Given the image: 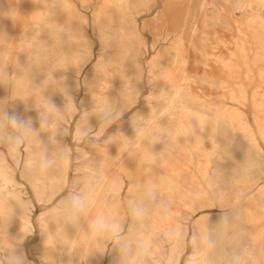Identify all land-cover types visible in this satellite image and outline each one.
<instances>
[{"label":"rangeland","instance_id":"374dc122","mask_svg":"<svg viewBox=\"0 0 264 264\" xmlns=\"http://www.w3.org/2000/svg\"><path fill=\"white\" fill-rule=\"evenodd\" d=\"M201 1L202 0L200 1L199 0H188L187 3L189 6L190 14L191 15L195 13L200 14L202 16L201 20H203L202 23L205 24L203 25V31H204L203 40H202L203 54L201 53L202 52L201 51L198 54L197 59H196L195 50L191 46L187 47L186 49L188 48L189 49L185 51L186 53L188 52L187 55L190 58L188 59L187 64L185 63L182 65L181 63H178L175 60L173 62L174 58L172 56V53H166V55L160 59L158 66L152 72L150 71L149 62L151 61L152 57L155 55V53L158 50L168 49L173 44L174 38L180 31V28H181L180 23L186 17V11L185 9H182L179 11L175 10L170 13L169 19L171 18V15H172V20L175 22V24L173 22V25H171L173 27H170L171 29L170 35L167 39H165L164 37L167 32L168 24L163 22L164 20L163 18L165 16L163 12L162 0H146V5H144V7H137V8L132 9L134 20L136 19L135 22H136V26L139 32V36L141 40L144 41L145 43V49L143 47V49L138 54L139 63L141 65L140 76H141L142 84L140 87H138L137 101L131 107L126 109L122 113L120 119L116 120L103 133V135L99 137V141L101 144H103L106 138L110 135V133L113 132L114 129H116V127H121V125L124 122L129 121L134 115L139 114V111L143 109L142 106L146 102L150 101L152 105L156 106L158 99H160L158 95L160 92L159 90L160 83H164V82L168 83V81H176V80L177 81L182 80L181 82H183V79L180 80L181 78L180 69H182V67L186 68V74L188 75V78L186 80L184 79V83L188 85L189 91L193 94V96H196L197 101L195 100V102H191V103L188 102L187 104L183 106L184 108L179 107L178 112H175L172 114L173 117L175 116L174 117L175 119L172 117L171 118L172 120L169 121L168 123L163 120L159 122L160 127L165 131V133L169 137L166 139V143H164L160 141L159 139L160 131H155L153 137H154V140L157 141L158 148L156 149L153 148L151 152L150 151L146 152L143 158L140 159L139 162L137 161L136 167H135V173L138 179H141V180L152 179V180L158 181V177H160L159 181H161V178L162 180H169V178L171 177L173 178V180H178V178L175 177L176 171H178L181 167H184V168L190 167L192 170H194L195 166L199 162V165H201V167H204V170H205L204 172L205 178L200 177L199 183L201 185V188L204 189L206 193H197L198 196L194 192L193 193H183L182 194V196L184 197L183 201L170 205L169 211L171 210L173 212L174 210L172 217L174 219L173 222L175 223H173L172 226L176 227L184 235V237H188L191 234L192 230L196 228L197 226H199V224L200 225L207 224L211 226L213 229H216L215 226L217 227V229L224 227L221 221L219 220V218L223 215H227L229 218V224L227 225L226 228L224 227L223 229H221L222 231L221 238L223 242L227 243L228 245H231L236 242V238L239 237L240 234L243 232L244 233V236L242 237V239L244 238L243 242L246 244H249L251 247H253L256 250L257 260L255 264H264L263 263L264 262V247H263L264 246L263 244L264 243V234H263L264 233V228H263L264 227V218H263L264 217V207H263L264 205L262 202L264 200V167H263L264 161L262 162L255 161L256 167L254 166L251 169V171H248L244 167L243 161L241 160V157H240L241 156L240 153H242L243 150H246L249 153V154L247 153L248 158L254 160L255 157L257 158V155L260 154L264 160V140H263L264 139L263 138L264 137L263 135L264 134V130H263L264 129L263 128L264 127V106H263L264 105V98H263L264 97L263 95L264 94L263 92L264 90V36H263L264 35L263 33L264 32V0H249L250 6L245 7V8L237 7L236 3L238 0H208L209 5L207 7V10L211 9L218 13L217 18H215L214 20H212L211 18L204 17L206 15L205 13L198 12V9L200 6L199 4ZM170 3L172 4L173 7H176V8H180V6L182 5V3L179 0H171ZM107 4H108L107 0H0V14H1L0 15V18H1L0 38L2 37L1 39H3L0 41V47L2 48V49L0 48L1 50L0 52V73H1L0 75V107H2L4 110H7L9 113H13L12 109L20 106L17 108L18 110L21 111L19 112V114L23 117L25 116L24 108L26 107V104H27L26 100H28V94L26 91V86L28 83H26L27 81H24L25 79L20 74V72L19 73L17 72L16 74L15 65H13V64H16V60L20 55L18 51L20 52L22 51V56L25 61L24 65L28 64L26 65V67H28L27 69H29V71H37L38 73L39 72L47 73V72H51L52 67L50 63L49 64L48 63H42V64L38 63V60H40L39 58L40 51L44 49L45 51L47 50L49 52H52L51 48L52 49L54 48L55 50H60V51L62 50L66 51L69 49V46L67 44V39L70 36H69V33L65 29L63 30L61 29L62 27L61 28L57 27L56 28L57 38L55 37L56 43L53 42L54 44L52 43L49 44V40H51L49 31L53 30L52 28L53 26L51 25L50 26L44 25L40 27L31 26L29 24L31 20L33 18L40 17L41 15H43L44 18H46L48 22H51V24L52 22H54L55 25H58L57 21L55 20H59L60 25L66 26L67 22L65 20V17H69L71 21L70 24H73L80 29V31L84 34L82 35V37L84 36L82 39L88 40L90 42L91 49L93 51V54L84 63L82 61V57L85 55V48L83 47V44H78L79 45L78 48H80V51L77 50V57L74 59L72 63L68 64L63 69V71L71 77L70 85L72 86V89L75 90V94H76L75 104L77 108L79 109V112L82 114L85 111V108L82 106L83 99L88 98V95L91 92L92 88L99 81V76L94 72L93 66L95 62L97 61L99 50L102 47L100 46L102 44L100 40V34L104 31V29L102 28L103 26L101 22L102 19L95 20V14L97 11L101 9L105 11L108 10ZM39 5L42 7H40ZM53 5H56L57 9L56 8L53 9L52 8ZM43 7L45 8L48 7V9L50 8V12L48 14L43 13L44 12ZM63 9H66V11H64ZM209 10L207 11V13L210 12ZM9 13L11 14L9 15ZM52 13H56V14L52 15ZM156 13L157 15H155ZM51 16L52 18H50ZM157 16L159 18H157ZM161 16H162V19H160ZM13 20L15 21V24L13 23ZM2 21H4L5 23L3 22L4 23L3 24ZM145 23H147V27L144 28ZM2 25H4V28L2 27ZM42 27H44V29ZM156 27H158V29ZM157 35L159 36L158 40H156ZM204 36L208 37V39ZM21 39H24V40H21ZM3 41L9 47L5 45ZM23 42L26 44H24ZM154 42H155V45L153 46ZM106 52H109V50L107 49ZM201 54L204 57L201 56ZM16 56L17 58H15ZM201 57H203L204 59ZM222 60L223 62H221ZM225 60H228L229 62L226 61L227 64L226 63L224 64ZM31 61L33 62L32 64H31ZM224 65L225 66L227 65L228 67H225ZM69 67H71V69ZM157 71L159 72L157 73ZM178 71L179 73H177ZM166 72H169L170 76L169 78L164 79L163 75ZM188 79L191 81L187 82ZM162 80L163 82H161ZM4 91L5 93H3ZM22 95L24 96V98ZM25 96H27V98ZM22 103L25 106L22 105ZM212 107H213L214 112H212L213 110H211ZM221 108H226V109H230V110H234L238 112L236 113V116L234 117L236 122L232 124L233 122L232 117H230L228 114H223L220 111ZM260 110L262 111L260 112ZM194 111L197 112V114ZM203 111L207 113L204 114ZM215 111L218 113H216ZM255 112L257 113V115ZM258 114H260V116ZM204 115L207 117H209L210 115L211 117L209 118L210 120L207 117H204ZM212 115L214 118L212 117ZM194 116L199 117V119L202 120V122L205 123L206 125L217 128V131H219L220 133L228 134L231 137L230 144L233 146V148L235 149V152H237L236 155L238 154V156L235 157V155H233V158L235 157L234 159L232 157L231 159H228V160L224 159L223 157L224 155L222 154L223 153L222 145L219 144L215 138H214L215 142L213 141V143H211L213 139L212 140L209 139L211 137L204 133L200 136L202 137V139L200 137L198 139L200 146L199 144L197 146L196 140L194 141L193 139L194 137L190 134L189 131L184 132V134L186 135H184V141H183L184 146L182 145V147L183 148L185 147V149L188 147L187 148L188 150L194 151L193 160L191 162L187 160L188 154H186V156L179 155L176 152V148H173L175 146L174 145H172L173 147L171 146V144L174 143L175 141L174 140L171 141L170 139V136L175 137V134L177 135L178 133L179 124L177 123V117H185V118L190 119ZM219 118L222 119L224 122L221 121ZM261 118H262V121H261ZM78 119H79V115H77L75 119H70V122L68 124V133L66 135V138H67L68 143L70 144L71 153H72V162H71L70 169H69L67 184H65V186L50 200H36L35 199L29 183L27 182L25 178H22V175H21L24 163H21V161H19L16 164L13 158H10V154L8 153L6 147L3 144H0V150L2 151L4 157L5 158L7 157L9 159L7 161L14 165V176L18 180L23 181L28 191V195L31 197L34 203V207L32 211V221L34 225L33 231L25 237L22 243L23 247L25 248L27 252L28 258L32 260L34 264H42V259L39 257L40 256L39 251L34 249V246L37 243L38 238L40 237V233H41L39 214L43 211L50 210L53 207H55L59 203V201L63 198V196L66 194L67 191L79 189V188L81 189L80 186L86 181V175L84 174L83 166L86 164L97 163V160H98L97 155L92 151V147L88 146L86 142L81 143L75 138L74 126ZM218 120H220L223 123H221ZM166 124H169V125H166ZM223 124L226 125L225 126L226 128L223 126ZM97 126L93 128L94 132H98ZM227 126L230 129L232 128L231 132ZM123 128H124L123 132L127 133L129 129L127 127H123ZM236 130L237 131L241 130V131L238 133ZM259 133H261V137ZM158 141H160L161 143ZM188 141L189 142L191 141V142L189 143ZM210 143L212 145H210ZM170 147L173 149V151ZM165 148L167 149V151ZM194 148L195 150L197 149L196 152ZM84 149L90 150L87 156H84L81 154V151ZM23 150H22V157L24 160L25 151ZM162 151L164 152L166 151L167 153L165 152L166 153L165 154L163 152L164 153L163 154ZM199 151L201 152V154H199L200 153ZM251 152H252V155L254 154L255 157L251 155ZM197 153L200 156L197 155ZM204 155L207 157H205ZM155 156L157 157V159L161 156V158L158 159L159 162ZM139 157H141L140 154L137 156V158ZM154 157L157 161L153 159ZM219 157L220 159H218ZM236 158L238 160H236ZM219 161L220 163H218ZM231 162L232 163L234 162L235 164L231 165L232 164ZM206 164L208 166H206ZM149 165L151 167H154L155 165V167L153 169H148ZM150 166L149 168H151ZM223 169L224 171H222ZM234 169L237 171L236 172L237 174L235 172L233 174ZM159 172L160 173L162 172V174H160ZM119 173H120L119 174L120 177L123 180V186L121 188L120 195H119L120 203H121L120 207H121V212L123 213L124 218L126 220V229H127L132 224V221L129 217L128 209H127L128 208L127 204H129V201H130V199L128 198V193H127L129 178L126 175V173L122 171H120ZM141 173L144 175H142ZM157 174H158V177H157ZM82 177L84 180L82 179ZM80 178L82 181L78 180ZM251 185H253V187ZM217 190L218 191L220 190V191L218 192ZM236 190L238 191V193H236L237 192ZM178 192L179 190L177 191V195L180 194ZM254 193L256 195L258 194L257 196L259 197L254 195ZM190 195L192 196L190 197ZM251 196H253V207L255 206V204H258L259 201L261 200L262 204L261 203L260 204H261V207L263 208H260V209L263 211L257 210V209H254V210L250 209L251 200L250 198H247V197H251ZM216 198L217 199L219 198V199L216 200ZM195 199L197 200V202ZM246 199H248L247 202H245ZM223 203L225 204L223 205ZM242 204H246L247 206L242 205ZM192 205H195V206H192ZM248 205L250 206V208ZM184 214H186L188 218ZM248 214H251L252 216ZM158 215L159 214L154 213L153 215H151V217H149L148 220L145 221L143 225L138 226V231H140L139 229H141V231L143 230V232L141 231L140 232L142 234L143 233L146 234L145 236H147V234L150 232V234H148L149 236L147 237L152 239L153 242H155V245H157L156 246L157 251L154 257L155 260L153 259V261L150 262V264H155V261L158 260L162 255H165L172 247V244L165 238V232H164L165 228L162 227L160 224H157L159 221L157 219V217L159 218ZM255 217L257 219H255ZM162 219L163 218L161 217V220ZM180 219H182L183 221ZM150 220H151V223H150ZM244 220H246V222ZM261 220L263 221L262 224L259 226H255L256 223L260 224ZM152 222L154 224H152ZM177 223L179 225H177ZM158 226H160L161 228L160 227L158 228ZM181 228H184V229L180 230ZM151 229L152 230L154 229V230L152 231ZM155 230H156V233H155ZM253 236H254V239H252ZM7 238H10V237L7 236ZM249 242L253 243V245H251ZM190 244H191L190 240H185L184 242L182 241V246L188 247L189 250H190ZM111 254L112 253L107 249L100 256L101 264H108L113 259L115 260L117 256L113 254L111 255Z\"/></svg>","mask_w":264,"mask_h":264},{"label":"bare ground","instance_id":"6f19581e","mask_svg":"<svg viewBox=\"0 0 264 264\" xmlns=\"http://www.w3.org/2000/svg\"><path fill=\"white\" fill-rule=\"evenodd\" d=\"M179 1L182 3V5L180 6V8H176V7H173L172 4L170 3L171 0H162V2H163V12H164V16H165L163 18L164 19L163 22L168 24L166 35L164 34L165 35V37H164L165 39H167L169 37L170 31H171L170 27H173L171 25H173V22H174L172 20V15H171V18L169 19L170 13L175 11V10L179 11V10L185 9L186 17L180 23L181 28H180V31L178 32V34L176 35V37L174 38L173 44L168 49L158 50L155 53V55L152 57L151 61L149 62V66H150V71L151 72L154 71V69L158 66L160 59L163 56H165L166 53H172V56L174 58L173 62L175 60L176 62L181 63L183 65L185 63L187 64V61L190 58L187 55L188 52L186 53V51H185V50L189 49V48L186 49L187 47L191 46L195 50V58L196 59H197L198 54L202 51V45H203L202 44L203 43L202 40H203V32H204L203 31V25H205V24L202 23L203 22V20H201L202 16L200 14H198V13H195V14H192V15L190 14L189 6H188V3H187L188 0H179ZM249 2H250L249 0H238L236 5H237L238 8H242V7L245 8V7L250 6ZM107 3H108L107 4L108 10L105 11V10L101 9V10L97 11L96 14H95V20H101L102 19L101 20L102 25H103L102 28L104 29V31L100 34V40L102 42V44L100 46H102V47L99 50L97 61L95 62L94 66H93L94 72L99 76V81L92 88L91 92L88 95V98L83 99L82 106L85 108V110H87L88 112H91L92 108L98 102L97 98H99V97H101L103 95V97L109 103H111L115 109L122 110V113H123L126 109L131 107L137 101V94H135V92L137 93L138 87H140L141 84H142V82H141L142 80H141V76H140L141 65L139 63L138 54L143 49V47L145 49V43H144V41L141 40V38L139 36V32H138V29H137V26H136V22H135L136 19L134 20L132 9L133 8H137V7H144V5H146V0H107ZM199 5L200 6H199V9H198V12L205 13L206 14L205 16L202 14L204 17L211 18L212 20L217 18V15H218L217 12H215V11H213L211 9L210 10L208 9L210 12L207 13V11H208L207 7L209 5L208 4V0H202ZM40 7H42V6H40ZM52 8L55 9L56 5H53ZM63 10L66 11V9H63ZM43 11H44L43 13H47L48 14L50 12V8L48 9V7H46V8L43 7ZM8 12H10V11H8ZM11 13H9V15ZM47 14H45V15H47ZM54 14H56V13H52V15H54ZM136 14H138V13H136ZM259 14H260V12H259ZM155 15H157V13ZM30 16H32V15H30ZM50 18H52V16ZM157 18H159V17L157 16ZM252 18H254V17H252ZM31 19H32V17H31ZM160 19H162V16L160 17ZM0 20H1V18H0ZM65 20L67 22L66 26L60 25L59 20H55V21H57L58 25H55L54 22H52V24H51V22H48L46 20V18H44L43 15H41L40 17L33 18L31 20V22L29 20V22H30L29 24L31 26H37V27L44 26V25L53 26L52 27L53 30L49 31L50 39H51V40H49V44H51V43L54 44L53 42H55V40L57 38V29H56L57 27H59V28L62 27L61 29H63V30L65 29L69 33L70 37L67 39V44L69 46L68 50L60 51V50H55L54 48L53 49L51 48L52 52H49L47 50L45 51L44 49H42L40 51V53H39L40 60H38V63L39 64H42V63H48L49 64L50 63L51 67H52L51 72H47V73H42L41 72L42 73L41 74L40 72L38 73L37 71H29V69H27L28 67H26V65H28V64L24 65L25 61H24V58L22 56V51L21 52L18 51L20 55H19L18 58H17V56L15 57V58H17V60L15 59L16 60V64H13V65H15L16 74H17V72L18 73L20 72V74L25 79L24 81H27L26 83H28L27 86H26V91H27V94H28V100H26L27 104H26V107L24 108L25 109L24 110V114H25L24 117L26 119L27 118H31L32 121H33V126L35 128H37V129L39 128L38 110H39L42 102L45 99L50 98L52 103L55 104L58 108H60V109L64 108V105H65V103L67 101H66V98L64 97L63 93L60 91V87L63 84L68 88L69 94L73 97V101L75 103L76 94H75V90L72 89V86L70 85V78L71 77L67 73H65L63 71V69L68 64L72 63L74 61V59L77 57V50L80 51V48H78L79 47L78 44H83V47L85 48V55L82 57V61L84 63L93 54L90 42L88 40L82 39L84 37V36L82 37V35H84V34L80 31V29L77 26H75L73 24H70L71 21H70L69 17H65ZM3 22L4 21H2V23ZM6 22H7V20H6ZM13 23L15 24L14 20H13ZM11 24H12V22H11ZM174 24H175V22H174ZM2 27L4 28V25H2ZM145 27H147V23L144 24V28ZM0 28H1V26H0ZM42 28L44 29V27H42ZM156 28L158 29V27H156ZM157 31H159V30H157ZM204 37H206V36H204ZM1 38H0V41L3 40ZM206 38L208 39V37H206ZM27 39H29V38H27ZM158 39H159V36L157 35L156 40H158ZM218 39H220V38H218ZM21 40H24V39H21ZM155 42L153 43V46L155 45ZM24 44H26V43H24ZM5 45H7V44L5 43ZM44 46H46V45H44ZM107 49L109 50V52H106ZM0 52H1V50H0ZM201 53L203 54V51ZM202 54H201V56H203ZM203 57H201V58H203ZM34 61H35V59H34ZM194 61H196V60H194ZM197 61H199V60H197ZM226 61L229 62L230 59H229V61L225 60L224 64L226 63ZM221 62H223V60ZM14 63H15V61H14ZM32 63L33 62L31 61V64ZM78 63H80V62H78ZM36 65H37V63H36ZM225 67H228V66L226 65ZM69 68L71 69V67H69ZM229 68H230V66H229ZM180 70H181V73H180L181 74L180 75L181 78H180V80L183 79V82H181L182 80L181 81H177L176 80L177 82L176 81H168V83L164 82V83H160V85L158 84L159 85V90H160L158 95H159L160 99H161V97H164V96H166L168 94L178 96L177 101L169 109L168 114L163 116L160 119L156 118V113L159 112L160 110H162L163 107L166 106L162 102H160V99H158V101L156 103V106L152 105L150 101L146 102L142 106L143 109H141L139 111V114H136V115L144 116L145 119L147 121H149L150 131H149V133L147 135L139 136L137 134L136 129L132 125V118H131L129 121L124 122L121 125V127H116V129H114L113 132L110 133V135L106 138V140H107L110 136L118 137V140L116 142H113V143H111V144H109L107 146V155H103L97 149L92 148V151L97 155L98 160H97V163L84 165L83 166L84 174L86 175V169L89 167V165H91L93 167L103 166L105 168V184L97 187V189H96V198L93 201V205H92V207L90 209V214H89L90 216H94V215H97V214H100V213H105L107 211L112 210V211H115L120 216L124 217L123 213L121 212V207H120L121 203H120V197H119L121 188L123 186V180L120 177V175H119L120 173L119 172L122 171V172L126 173V175L129 178V184H128V187H127V193H128V198L132 199V196L134 194L129 191V188H130L132 180L133 179H138V177H137V175L135 173V167H136L137 161L139 162V160L143 158V156H144V154L146 152H148V151L151 152V150L153 148H155V149L158 148L157 141H155L154 137H153L155 131H160V138L159 139H160V141H162L164 143H166V139L169 137L165 133V131L160 127L159 122L161 120H163V121L168 123L169 121L172 120L171 119L173 117L172 114L175 113V112H178V108L179 107H183L188 102H190V103L191 102H195L196 96H193V94L189 91L188 85L186 83H184V79L186 80L188 78V75L186 74V68L182 67V69H180ZM158 72L159 71H157V73ZM71 73H72V71H71ZM170 73H171V71H170ZM170 73L166 72L163 75V78L164 79L169 78ZM177 73H179V71ZM0 75H1V73H0ZM160 76H161V74H160ZM205 79H206V77H205ZM188 81H191V80L188 79L187 82ZM161 82H163V80ZM15 84H16V82H15ZM213 84H215V83H213ZM196 91H194V92H196ZM263 92H264V90H263ZM3 93H5V91ZM27 94H25V95H27ZM25 97L27 98V96H25ZM23 98H24V96H23ZM17 101H18V99H17ZM258 102H260V101H258ZM23 103H22V105H24ZM126 103L131 104V105L128 106V107H125ZM198 104H199V102H198ZM258 105H259V103H258ZM208 106H209V104H208ZM261 106H262V104H261ZM18 107H20V106H18ZM215 107H217V106H215ZM17 108L15 107L14 109H12V112L16 113V114H19V112H21V111L18 110ZM28 108H30V109H28ZM189 110H190V108H189ZM211 110H213V107H212ZM22 111H23V109H22ZM220 111L223 114H228L230 117H232V119H233L232 124L234 122H236L234 117L236 116V113H238V112H236L234 110L226 109V108H221ZM261 111L262 110H260V112ZM144 112H145V114H144ZM212 112H214V110ZM195 113L197 114V112H195ZM203 113L205 114L207 112L203 111ZM216 113H218V112H216ZM175 115H177V114H175ZM186 115H188V114H186ZM256 115H257V113H256ZM258 115L260 116V114H258ZM197 116H199V115H197ZM197 116H194V117H192L190 119L185 118V117H177V123L179 124L178 133H177V135L175 134V137H171L170 136L171 141H173V140L175 141L174 143L171 144V146L172 145L175 146V147H173V146L172 147L176 148V152L179 155H185L186 156V154H188V157H187L188 159L187 160L189 162H191L193 160L194 151L188 150L187 149L188 147L186 149H185V147L184 148L182 147L183 141H184V135H186V134H184V132L189 131L190 134L194 137L193 138L194 141L196 140V145L197 146H198V144L200 146V143H199L198 139L204 133V134L209 135L211 137V138H209V136H208L209 139H211V140L213 139L211 143H213V141L215 142V140H214V138H215L217 140V142L222 145V148H223L222 149L223 150L222 154L224 155L223 156L224 159H227V160L231 159V157L233 158V155H235V157H237L238 156V154L236 155L237 152H235V149L230 144L231 143V137L228 134L220 133L219 131H217V128H215V127L206 125ZM239 116H241V115H239ZM204 117H207V116L204 115ZM212 117H213V115H212ZM207 118L208 119L211 118L210 115ZM262 118H261V121H262ZM70 119L71 118L67 119L65 124L63 125L66 128L67 133H68V124L70 122ZM220 120L223 121L222 119H220ZM220 120H218V121H220ZM77 121H76V123H77ZM189 121H191V122H189ZM211 121H212V119H211ZM223 122H221V123H223ZM76 123H75V126H74V135H75ZM89 123L92 126V128H94V127H96L98 125L97 126V130L99 131V129H100V120L96 116L90 117L89 118ZM166 125H169V124H166ZM223 126L225 127L226 125L223 124ZM123 127H127L129 129L127 133L123 132V130H124ZM231 129H230V132L232 131ZM240 131H237V132L239 133ZM233 132H234V130H233ZM187 134H189V133H187ZM259 134H260V137H261V133H259ZM48 135H49L48 133L41 132V139L45 143H49L50 147L54 148V145H51V142L49 140ZM185 137H187V136H185ZM235 137H237V136H235ZM124 138H126L129 141H131V145H130V147L127 150L121 152L122 140ZM200 138L202 139V137H200ZM57 139L59 140V144L60 145L67 146L69 149H71L70 144L67 141L66 135H58ZM241 139H243V138H241ZM189 140H190V138H189ZM160 141H158V142H160ZM250 141H251V139H250ZM206 143H208V142H206ZM211 143H210V145H212ZM185 144H186V142H185ZM192 145H194V144H192ZM218 147H219V145H218ZM253 147H255V146H253ZM194 150H195V148H194ZM196 150H195V152H196ZM200 150H201V148H200ZM251 150H252V148H251ZM23 151H25V157H24V160H23L24 161L23 162L24 165H23V169H22V172H21L22 178H25L27 180V182L29 183V185L31 187V190H32V193H33V195H34L36 200H50V199H52L65 186V184H67L70 167L67 170H59V171L53 170V171H49L48 173L41 175L39 178L38 177H34V176H32L30 174V171H29L32 151L28 147H25V150H23ZM166 151H167V149H166ZM172 151H173V149H172ZM174 151H175V149H174ZM89 152H90V150L84 149V150L81 151V154L84 155V156H87V154ZM163 152L164 151H162V153ZM252 152H254V151H252ZM252 152H251V155H252ZM202 153H203V151H202ZM247 153L248 152L246 150H243L242 153H240V155H241L240 157H241V160L243 161L244 167L246 165V162L249 161V160H252L254 162L255 161H261V162L264 161L260 154L257 155V158L253 154L252 156L255 157V159L253 160V159H250V158L247 157ZM139 154L141 155V157L137 158V156ZM199 154H201V152ZM199 154L197 153V155H199ZM11 156L12 155H10V158H13V160L15 161L16 164L20 161V159H18L17 157H15V156L11 157ZM220 156H221V154H220ZM155 157H154V159H155ZM205 157H207V156H205ZM6 158L4 157L2 151L0 150V248L5 247L8 244L12 243L14 241V239L18 238L20 235H22V233L30 234L33 231V226H34L33 225V221H32V211H33V207H34L33 200L28 195V191H27L26 186L23 183V181L22 180H18L14 176V165L11 164L10 162H8L7 160H9V159L8 158L6 159ZM159 158H161V156ZM196 158H198V157H196ZM156 159H157V157H156ZM218 159H220V157ZM236 160H238V159L236 158ZM205 161H207V160H205ZM158 162H159V160H158ZM218 163H220V161ZM239 163H240V161H239ZM207 164H206V166H208ZM233 164H235V163L233 162L231 165H233ZM155 165H154V167H155ZM149 166H148V169H153L154 168V167H151V166H150L151 168H149ZM239 166H241V165H239ZM234 167H235V165H234ZM236 167H238V166H236ZM218 168H217V170H218ZM227 170H228V168H227ZM222 171H224V169ZM204 172H205L204 167H201V165H199V162L195 166L194 170H192L190 167H185V168L181 167L178 171L175 172L176 173L175 177H177L178 180H173L172 177L169 178V180L172 181L174 188H173V191L171 193L164 194L163 199L169 205H172V204L179 203L180 201H183V198H184L182 196L183 193H193L194 192L196 195H197V193H206V191L201 188V185L199 183V178L200 177H204V175H205ZM234 172L236 173L237 171L234 169L233 174H234ZM158 174H157V177H158ZM160 174H162V172ZM142 175H144V174H142ZM157 177H156V179H157ZM159 178L160 177H158V181H159ZM82 179H83V177H82ZM78 180H81V178L78 179ZM78 180H77V182H78ZM161 180H162V178H161ZM216 180H217V178H216ZM211 183H213V182H211ZM85 185H86V181L80 187L83 188V187H85ZM218 186H220V185H218ZM251 186L253 187V185H251ZM114 188H118L119 191H113ZM176 188L179 190L178 193H180L178 195H177V191L178 190ZM213 188H214V186H213ZM244 191H246V190H244ZM222 193H224V192H222ZM236 193H238V191ZM239 193H240V191H239ZM191 196L192 195H190V197ZM125 197H126V195H125ZM218 199L216 198V200H218ZM247 200L248 199H246L245 202H247ZM220 201H221V199H220ZM196 202H197V200H196ZM127 203H128V201H127ZM224 204L225 203H223V205ZM261 204H262V202H261ZM207 205H209V204H207ZM242 205L247 206L246 204H242ZM192 206H195V205H192ZM263 207H261V208H263ZM249 208H250V206H249ZM53 209H54V207L52 209H50V210L43 211V212H41L39 214V222H40L41 229L46 226L45 225L46 217L49 215V213ZM242 210H244V209H242ZM261 211H263V210H261ZM173 212H174V210H173ZM173 212L170 210V215H169V217L167 219L163 218L161 220V216L158 215L159 218L157 217V219L159 221L156 220V221H158L157 224H160L164 228L168 227V225L172 226L173 223H175V222H173L174 219L172 217ZM190 212H191V210H190ZM256 212H258V211H256ZM184 215H186V214H184ZM248 215H251V214H248ZM186 217H187V215H186ZM255 219H257V218L255 217ZM180 220H182V219H180ZM244 221L246 222V220H244ZM261 222H262V220H261ZM150 223H151V220H150ZM254 223H252V224H254ZM152 224H154V223L152 222ZM177 225H179V224L177 223ZM159 227L160 226H158V228ZM215 228L217 229L216 226H215ZM223 228L224 227L220 228V230L223 229ZM87 229H88V219L87 218H82L80 220L78 226L65 225L62 221L61 222L50 221L49 225H48V232L50 234H53V235L48 238L47 245L51 246L52 249L49 250V249H47L45 247L46 236H45V234L42 231L40 233V237L38 238L37 243L34 246V249L39 251V253H40L39 257L42 260H43V257L45 256V254L50 255L52 257V259L54 260V264H69L70 260H71V264H81V261H80V258H79V251H80L79 244L84 240L85 235L87 233ZM182 229H184V228H181L180 230H182ZM139 230L141 231V229H139ZM141 232H143V230ZM155 233H156V230H155ZM148 234H150V232ZM148 234H147V236H149ZM162 234H163V232H162ZM144 235H146V234H144ZM260 235H261V233H260ZM7 236H9L10 238H7ZM252 239H254V236H253ZM250 244L253 245V243H250ZM20 247H21V249H22V251H23V253H24V255H25V257H26V259L28 261V264H34L33 261L28 258L27 252H26L25 248L23 247V245H21ZM160 248H162V247H160ZM70 249L73 250L71 255H69V250ZM108 250L113 255L117 256L115 260L112 258L113 260L110 261L108 264H119L118 252L116 250L112 249L111 245H109ZM101 255L102 254H99V253H93L86 261L83 262V264H101V260H100V256Z\"/></svg>","mask_w":264,"mask_h":264},{"label":"clouds","instance_id":"9594fccd","mask_svg":"<svg viewBox=\"0 0 264 264\" xmlns=\"http://www.w3.org/2000/svg\"><path fill=\"white\" fill-rule=\"evenodd\" d=\"M60 91L66 98L63 109L52 103L51 99H45L38 110L39 128L33 126L31 118H24L16 113H9L0 107V144H3L8 153L20 159L23 163L22 150L28 147L32 151L29 166L30 174L40 177L49 171L67 170L72 162L71 149L59 144L58 135H67L63 126L67 119H75V137L81 143H87L97 149L101 154L107 155V146L118 140L116 136H110L100 143L99 137L122 115V110H117L103 95L97 98L98 102L91 112L85 110L79 112L68 88L63 84ZM135 94H137L135 92ZM178 96L168 94L161 97L165 107L156 113L160 119L168 114L169 109L175 104ZM131 104L126 103L125 107ZM96 116L100 120V129L94 132L89 123V118ZM132 125L139 136H145L150 131L149 121L144 116L134 115ZM41 132L48 133L49 143L41 139ZM120 140V139H119ZM131 141L122 140L121 152L127 150ZM154 159V158H153ZM255 162H246V169L251 171ZM105 184V168L89 165L86 169V185L81 189L69 190L49 213L45 220V227L41 231L45 234V247L48 238L53 234L48 232L50 221L63 222L65 225L78 226L82 218L88 219V229L84 240L79 244V258L81 264L93 253L103 254L111 245L118 252L119 264H150L156 254V245L152 239L138 231V226L143 225L154 213L167 219L170 215V205L163 199L164 194L173 191V183L170 180L156 181L152 179H133L129 191L133 193L128 204V214L132 224L126 229V220L115 211H107L90 216V209L96 198L97 187ZM113 191H119L114 188ZM226 228L229 224L227 215L219 218ZM165 238L172 244L170 250L162 255L155 264H255L256 250L243 242L242 232L236 238V242L228 245L221 238V230L213 229L207 224L194 228L188 237L174 226L165 228ZM22 233L18 238L5 247L0 248V264H28L21 249V245L27 236ZM190 240V250L182 246V241ZM69 250V255L72 254ZM42 264H54V260L45 254ZM71 264V260L69 261Z\"/></svg>","mask_w":264,"mask_h":264},{"label":"crops","instance_id":"0c3cea01","mask_svg":"<svg viewBox=\"0 0 264 264\" xmlns=\"http://www.w3.org/2000/svg\"><path fill=\"white\" fill-rule=\"evenodd\" d=\"M254 195H256L255 193H254ZM257 196V195H256ZM258 197V196H257ZM247 198H250V200H251V209H257V210H261L260 208H261V200L259 201V203L258 204H255V206L253 207V196H251V197H247ZM263 199V198H262ZM263 202V205H264V200L262 201ZM263 222V221H262ZM262 222H260V224L262 223ZM260 224H257V225H255V226H258V225H260Z\"/></svg>","mask_w":264,"mask_h":264}]
</instances>
